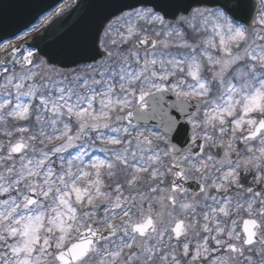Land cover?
Here are the masks:
<instances>
[{
	"label": "snow or ice",
	"instance_id": "1",
	"mask_svg": "<svg viewBox=\"0 0 264 264\" xmlns=\"http://www.w3.org/2000/svg\"><path fill=\"white\" fill-rule=\"evenodd\" d=\"M0 264H264V0H71L0 35Z\"/></svg>",
	"mask_w": 264,
	"mask_h": 264
},
{
	"label": "water",
	"instance_id": "2",
	"mask_svg": "<svg viewBox=\"0 0 264 264\" xmlns=\"http://www.w3.org/2000/svg\"><path fill=\"white\" fill-rule=\"evenodd\" d=\"M65 0H33L35 7H27L29 0H0V4H9L7 10L6 29L0 35L11 36L18 28L30 21H35L37 15L44 10L51 11Z\"/></svg>",
	"mask_w": 264,
	"mask_h": 264
},
{
	"label": "rangeland",
	"instance_id": "3",
	"mask_svg": "<svg viewBox=\"0 0 264 264\" xmlns=\"http://www.w3.org/2000/svg\"><path fill=\"white\" fill-rule=\"evenodd\" d=\"M68 3H69V2H68ZM42 30H43V28H40L37 32H33L30 36L24 37V39H28V38H30V37H33V36L39 34ZM13 42L19 44V43H22L23 40H15V41H13Z\"/></svg>",
	"mask_w": 264,
	"mask_h": 264
}]
</instances>
